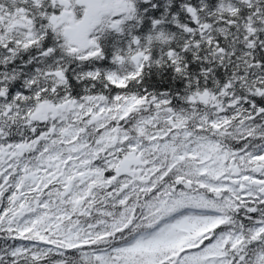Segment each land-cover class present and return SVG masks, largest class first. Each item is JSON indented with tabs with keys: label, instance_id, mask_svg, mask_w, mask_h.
<instances>
[{
	"label": "snow or ice",
	"instance_id": "snow-or-ice-1",
	"mask_svg": "<svg viewBox=\"0 0 264 264\" xmlns=\"http://www.w3.org/2000/svg\"><path fill=\"white\" fill-rule=\"evenodd\" d=\"M0 264H264V0H0Z\"/></svg>",
	"mask_w": 264,
	"mask_h": 264
}]
</instances>
